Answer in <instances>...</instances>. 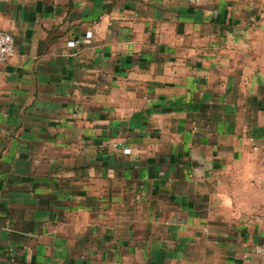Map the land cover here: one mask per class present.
<instances>
[{
	"label": "crops",
	"instance_id": "crops-1",
	"mask_svg": "<svg viewBox=\"0 0 264 264\" xmlns=\"http://www.w3.org/2000/svg\"><path fill=\"white\" fill-rule=\"evenodd\" d=\"M0 31V264H264V0H0Z\"/></svg>",
	"mask_w": 264,
	"mask_h": 264
},
{
	"label": "built area",
	"instance_id": "built-area-1",
	"mask_svg": "<svg viewBox=\"0 0 264 264\" xmlns=\"http://www.w3.org/2000/svg\"><path fill=\"white\" fill-rule=\"evenodd\" d=\"M75 45L76 42H70ZM14 54V41L10 34L0 31V65L7 63ZM124 154H128V149H123ZM254 252L264 260V243L256 245Z\"/></svg>",
	"mask_w": 264,
	"mask_h": 264
}]
</instances>
